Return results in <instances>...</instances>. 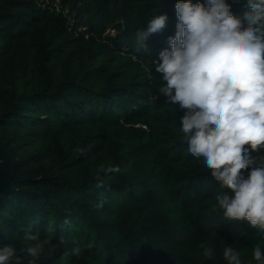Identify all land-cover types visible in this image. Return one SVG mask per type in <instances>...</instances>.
<instances>
[{"label": "trees", "instance_id": "16d2710c", "mask_svg": "<svg viewBox=\"0 0 264 264\" xmlns=\"http://www.w3.org/2000/svg\"><path fill=\"white\" fill-rule=\"evenodd\" d=\"M228 2L242 16L246 0ZM176 3L0 0V136L32 177L0 203V247L39 232L51 243L37 264H227L226 246L257 264L264 234L213 210L227 190L188 152L184 110L159 92L153 62L170 50ZM164 14L139 45L137 31Z\"/></svg>", "mask_w": 264, "mask_h": 264}, {"label": "clouds", "instance_id": "9594fccd", "mask_svg": "<svg viewBox=\"0 0 264 264\" xmlns=\"http://www.w3.org/2000/svg\"><path fill=\"white\" fill-rule=\"evenodd\" d=\"M231 8L228 0H177L170 50H162L153 63L163 81L159 92L184 110L180 131L188 152L227 190L215 195L213 210H222L227 222L247 221L264 234V155H251L264 150V0H246L240 17ZM167 19L166 14L152 18L146 29L137 31V43L147 48L148 37L162 31ZM103 186L97 177V187ZM60 242L65 243L63 238ZM50 243L39 232L28 233L22 247H0V264H24L25 255L32 258L29 264H37ZM198 248L205 260L214 259L210 242ZM72 253L79 256L80 248ZM222 255L227 264H242L231 246ZM252 255L264 264L259 245Z\"/></svg>", "mask_w": 264, "mask_h": 264}, {"label": "water", "instance_id": "95a60500", "mask_svg": "<svg viewBox=\"0 0 264 264\" xmlns=\"http://www.w3.org/2000/svg\"><path fill=\"white\" fill-rule=\"evenodd\" d=\"M32 177L17 170V161L8 146L7 140L0 136V203L8 194L18 190V183Z\"/></svg>", "mask_w": 264, "mask_h": 264}]
</instances>
